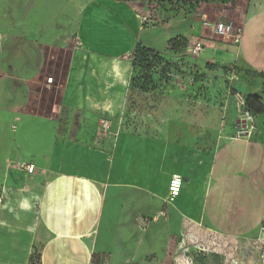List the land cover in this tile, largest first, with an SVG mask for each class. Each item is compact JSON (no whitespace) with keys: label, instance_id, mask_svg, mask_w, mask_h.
I'll return each instance as SVG.
<instances>
[{"label":"crops","instance_id":"0c3cea01","mask_svg":"<svg viewBox=\"0 0 264 264\" xmlns=\"http://www.w3.org/2000/svg\"><path fill=\"white\" fill-rule=\"evenodd\" d=\"M143 9L117 0H0V264H33L37 251L39 264H154L188 222L230 238L263 225L264 114L253 115L251 135L224 140L206 170L196 148L124 133L137 45L163 52L174 38L196 39L187 20L143 27ZM242 30L239 50L222 54L264 74V11ZM204 44L214 56V43ZM252 98L256 110L264 106V97ZM21 162L36 172H21ZM173 175L183 186L168 218L141 229L140 217L163 208Z\"/></svg>","mask_w":264,"mask_h":264},{"label":"rangeland","instance_id":"374dc122","mask_svg":"<svg viewBox=\"0 0 264 264\" xmlns=\"http://www.w3.org/2000/svg\"><path fill=\"white\" fill-rule=\"evenodd\" d=\"M138 3L145 10L139 13L141 22L147 20L143 27L154 23L178 27L187 20L194 28L196 39L191 41L192 38L181 36L170 45L174 50L167 48L161 52L164 66L154 63L148 73L134 69L131 77L134 81L125 97L123 131L140 141L171 137L173 142L196 148L203 153L206 170L221 143L236 136L229 132L232 128L237 130L240 114L234 95L241 94L253 115L260 118V111L264 112V106L256 110L251 104L252 97H264V79L253 71L241 69L222 54H231L230 49L239 50L236 35L252 15L264 11V0L202 2L194 10L178 0ZM203 18L209 23L204 25ZM222 24L224 28L230 27L226 36L215 32L214 27ZM147 36L141 35V40L149 44ZM207 41L215 46V55L209 58L205 53ZM197 43L202 44V51H196ZM133 58L134 54L132 61ZM148 74L151 83L145 84ZM228 116H232L230 122ZM98 125L97 136L105 129V120ZM39 257L37 251L33 264H39ZM153 263L264 264V224L244 238H230L217 235L206 222H188L171 237L167 249ZM93 264L103 263L95 258Z\"/></svg>","mask_w":264,"mask_h":264},{"label":"built area","instance_id":"2783aa9c","mask_svg":"<svg viewBox=\"0 0 264 264\" xmlns=\"http://www.w3.org/2000/svg\"><path fill=\"white\" fill-rule=\"evenodd\" d=\"M146 21L147 20L142 21V24H145L144 22ZM202 22L204 25L209 23L204 18L202 19ZM224 27H225L224 24L219 25L218 27L217 26L214 27L216 28L215 32L219 35L226 36L225 34L229 33L230 27H227V26L226 28ZM235 39H236V42L239 43L240 45L243 39V30H241L236 35ZM2 49H3V37L0 34V54L2 52ZM196 51H202V44L197 43ZM233 101L236 104L238 111L240 113L238 116L239 119L237 122V130L235 131L236 136L233 138L238 139L240 137L249 136L252 134V131L254 129V124H255L254 116L249 109L247 110L246 102L240 93H237L236 95H234ZM18 169L21 172L26 173L28 175H32L36 172V166L33 163L21 162L18 164ZM182 186H183L182 176L173 175L169 183L167 195L163 199V205H164L163 208L157 211L151 218L140 217L137 220L139 227L141 229H145L151 221H157L160 218L167 219L168 218V207L172 205L174 201L180 196Z\"/></svg>","mask_w":264,"mask_h":264},{"label":"trees","instance_id":"16d2710c","mask_svg":"<svg viewBox=\"0 0 264 264\" xmlns=\"http://www.w3.org/2000/svg\"><path fill=\"white\" fill-rule=\"evenodd\" d=\"M117 1L123 2V3H131V2H139L142 0H117ZM178 1L181 2L185 6H188L191 10H194L202 2H206V3H227L230 0H178ZM195 13H196V10L194 11V14ZM179 39H180V37H177V38L170 40L169 44H168V48H172L174 50V48L170 45ZM133 54H134V58L132 61L133 71L136 68H140L142 71H145L148 73L152 70V66L154 65V63H156L157 65L161 64L163 66L165 64L163 59H162L163 55L161 54V52H156L152 49H149V48L143 46L142 44L137 45ZM254 73H257V72H254ZM257 74H259V73H257ZM259 76L264 79V74H259ZM131 81H132L131 83H133L134 80L131 79ZM144 82H145V84L151 83V79H150L149 74L146 75ZM260 113L264 114V112H262V111H260ZM263 224H264V222H263Z\"/></svg>","mask_w":264,"mask_h":264},{"label":"water","instance_id":"95a60500","mask_svg":"<svg viewBox=\"0 0 264 264\" xmlns=\"http://www.w3.org/2000/svg\"><path fill=\"white\" fill-rule=\"evenodd\" d=\"M199 15V17H201V14H198Z\"/></svg>","mask_w":264,"mask_h":264}]
</instances>
